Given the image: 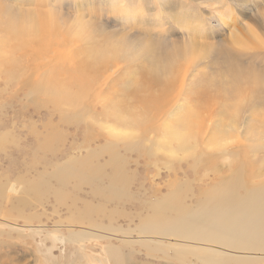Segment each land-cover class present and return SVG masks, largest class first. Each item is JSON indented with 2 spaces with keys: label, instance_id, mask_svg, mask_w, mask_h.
<instances>
[{
  "label": "rangeland",
  "instance_id": "rangeland-1",
  "mask_svg": "<svg viewBox=\"0 0 264 264\" xmlns=\"http://www.w3.org/2000/svg\"><path fill=\"white\" fill-rule=\"evenodd\" d=\"M113 1L118 3L120 13L116 25L108 32L113 30L121 43V39L139 33V27L132 25L130 10L133 2L143 0ZM209 1L212 5L204 3L206 0H178L177 5L160 10L169 13L162 14L165 21L182 10L186 15L190 12L202 15L199 20H204L202 26L208 35L198 40L191 34L199 43H192L198 50L190 58L195 67L183 79L179 96V93L176 97L169 96L167 88L169 82L175 83L178 74L170 65L171 53L167 49L178 36L176 33L171 32L169 43L159 44L155 65L145 60L117 61V74L108 81L110 89L104 97L119 115L131 116L127 122L119 116L109 120L112 125L108 126L126 132L119 139L109 140L100 125L89 119L82 122L77 115L73 117L72 108L64 111L50 104L34 106L29 88L15 80L16 77L0 73V264H202L189 252L186 260L180 262L174 248L151 252L155 245L149 244L152 246L149 249L145 244V248L138 239L143 237L139 232L147 224L173 220L175 215L170 212L208 206L204 197L229 188L230 181L236 177L250 185H264V150L255 155L248 151L235 159L223 152L204 159L197 152L194 157L180 153L177 158H165L163 153L150 150L152 141L163 140L169 130L183 129L188 134L189 129L198 128L209 114L214 119V128L206 139L210 144L231 136L240 138L239 133L232 135L229 126H235L246 136L264 130V107L253 106L255 98L262 100L263 95H251L246 90L249 107L231 108L242 93L238 89L231 92L228 82L248 74L246 66L235 64L226 54H205L207 47L224 39L226 51L231 46L240 50L239 54L247 53L245 57L239 56L245 60L244 64H252L258 74L264 73V45H261L264 39L260 42L251 38L252 33L258 38L264 35V30L256 24L264 15V0H255L247 18L229 3L226 5L229 0ZM153 5L146 6L150 13ZM196 5L200 6L199 11ZM16 6L15 0L0 3V20L3 15L14 13ZM243 25L250 27L244 32L246 38H251L249 43L239 33ZM174 29L179 34H190L177 25ZM233 36L243 44L228 45ZM102 38L95 36V42L101 44ZM256 42L260 45L258 49L250 44ZM181 46L184 49L188 43L184 40ZM159 68L164 69L163 74L155 72ZM69 76V70H64L62 76L49 70L41 77L66 82ZM202 95L206 98H201ZM167 97L173 99L166 107V125H146V120H153L165 111L158 107ZM81 99L93 112H102L100 105L88 98ZM202 104L210 106L202 107ZM216 104L218 107H214ZM237 114L236 125H230L232 116ZM88 126L92 127L91 132ZM128 134L133 137L129 138ZM132 142L136 144L131 145ZM61 171L64 183L58 180ZM115 182L123 189L117 195L107 192ZM245 190L242 188L241 192ZM71 230L75 231L73 235ZM79 230L88 236H82ZM99 233L102 240L96 238H100ZM126 238L132 242L125 241ZM223 264H264V251L250 254L247 263L231 259Z\"/></svg>",
  "mask_w": 264,
  "mask_h": 264
},
{
  "label": "bare ground",
  "instance_id": "bare-ground-1",
  "mask_svg": "<svg viewBox=\"0 0 264 264\" xmlns=\"http://www.w3.org/2000/svg\"><path fill=\"white\" fill-rule=\"evenodd\" d=\"M3 1L14 0H0L2 5ZM15 1L17 6L14 13L3 15V20H0V73L7 77H16L15 80L29 88V98L34 106L50 104L64 111L72 108L73 117L79 116L78 118L82 122L89 119L94 124L100 125L109 140L119 139L126 135L125 131L108 126L112 125L109 120L119 116L127 122L131 117L126 114L119 115L113 104L108 103L104 97L110 89L108 81L113 80L117 74V61L128 63L145 60L151 65H155L158 63L155 53L158 51L159 44L169 43L170 35L176 33L178 36L167 46L171 53L170 65L175 67V71L178 73L175 83L172 85V82H169L167 85L168 95L176 97L178 93V96L180 95V85L183 79L195 67V63L190 58L196 55L195 51L198 50L192 43L196 45L199 43L195 42L197 40H194L191 34H194L198 40L206 39L208 36L204 33L205 29L202 26L204 20H199L202 15H193V12L186 15L182 10L179 15L170 16L171 20L162 19L163 15L167 16L169 13L160 10L177 5L178 0L133 2L130 10L133 14L132 25L139 27V33L121 39V43L116 40L113 30L108 32L116 25V18L120 13L117 8L118 3L113 0ZM204 3L212 5L209 0ZM227 3L245 18L251 15L253 3L256 4L255 0H229L226 5ZM149 4H154L152 13L146 7ZM37 7H41V9L39 10ZM199 9L200 6L196 5V11ZM126 15L128 16V13ZM103 19L106 20L103 21ZM127 22H130L129 19ZM256 22L260 29L264 30V15L260 16ZM219 24L220 28H223V24ZM175 25L187 29L190 34H179V31L174 29ZM246 28L250 29L243 25L239 33L247 43L251 41V38L260 42L264 39V35L262 38H258L255 33H252L253 36L251 34V38H246L244 35V32H247ZM95 36L104 37L101 44L95 42ZM184 40L188 46L182 49L184 45L181 46V42ZM225 43L226 41L223 39L215 43V46L210 45L205 49L207 51L205 54L217 53L220 56L226 54L228 59L230 58L235 64L246 66L244 69L248 71V74L243 73L241 74L242 79H233L228 84L231 92L238 89L242 93L238 100L232 102L231 108L249 107L245 92L247 90L251 95L255 93L258 96H264V73L258 74L252 64H244L245 60L239 56L242 54L245 57L247 53L239 54L240 50L232 49L231 46H228V51H226L223 47ZM231 43H237L236 46L243 44L238 38L236 39V36L228 41V45ZM250 44L257 49L260 48L257 42ZM261 45H264V42ZM204 58L205 56L202 55V59ZM60 68L70 72L69 80L66 82L61 79H43L41 77L49 70L56 76H62L64 70L57 71ZM159 69H156L155 72L163 74L164 69ZM248 69L251 71L249 72ZM240 86L243 87L242 91ZM81 98L86 100L88 98L95 105H100L102 112H93ZM201 98L206 97L202 95ZM172 99L168 97L163 99L158 108L165 109V111L161 112V115L155 118L156 120L147 121L145 119L146 125H166V107ZM209 106V104H202V107ZM253 106L256 107L254 109L264 107V97L262 100L255 98ZM214 107H218V104ZM115 112L118 113L117 116ZM237 118L238 114L234 118L232 116L230 125H236ZM246 122L249 123V118ZM199 125L194 130L189 129L188 134H184L183 129L169 130L163 140L152 141L150 150L154 153H163L165 158H177L180 153L184 156L194 157L197 152L200 154V159L211 156L215 152L228 153V156L235 159L238 155L248 151L255 155L257 151L264 150V130L246 136L238 132L239 130L237 131L235 126H229L232 135L239 133L240 138L231 136L217 144H210L206 139L209 130L214 128L212 114L207 115ZM88 128L91 132L92 127L88 126ZM128 135L129 138L133 137V135ZM140 143L139 140L138 146ZM135 144V142L131 143V145ZM62 173L63 171H61V175L58 174V180L64 183ZM90 181L95 183L94 178H91ZM242 188H246L245 192H241ZM110 191L117 195L122 193L123 189L120 188L118 182H115L109 185L107 192ZM203 201L208 202L209 205L190 211L182 209L181 212H170L175 215L173 220L159 225L149 223L142 227L139 236L143 237L138 239V243L147 244L149 249L151 246L149 244L153 243L155 248L151 246L153 249L151 252H164L166 247L174 248L180 262L186 260L189 252L195 254L202 264H223L231 259L247 263L249 255L253 252L263 253L264 185H250L236 177L230 181L229 188L207 195ZM170 209L174 210L175 208L170 207ZM14 228L16 229L15 226ZM10 231L13 232L11 229ZM111 231L113 232V230ZM74 232L71 230L70 234L73 235ZM79 232L83 234L82 236H88L85 231L79 230ZM95 235L97 236V233ZM102 236L96 238L103 239ZM70 240L71 238H68V241ZM125 241L132 242L129 238H126ZM144 247L147 248L146 245ZM111 259L112 256L109 261ZM100 261L101 259L99 263L103 262Z\"/></svg>",
  "mask_w": 264,
  "mask_h": 264
}]
</instances>
